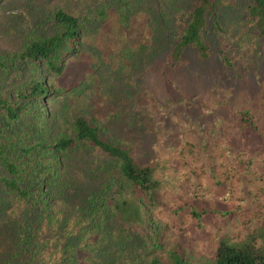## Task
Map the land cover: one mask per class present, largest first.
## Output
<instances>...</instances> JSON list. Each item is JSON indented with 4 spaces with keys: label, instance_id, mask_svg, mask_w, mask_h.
Wrapping results in <instances>:
<instances>
[{
    "label": "rangeland",
    "instance_id": "obj_1",
    "mask_svg": "<svg viewBox=\"0 0 264 264\" xmlns=\"http://www.w3.org/2000/svg\"><path fill=\"white\" fill-rule=\"evenodd\" d=\"M128 1L121 9L118 0H0L4 51L21 49L34 30L49 32L48 16L57 7L90 22L82 52L67 62L66 75L54 80L69 89L48 100L49 122L40 137L45 134L51 143L70 135L73 119L82 115L103 138L139 154L142 164L172 163L165 171L170 183L162 204L150 213L152 233L130 232L128 240L119 223L96 233L83 216L90 191L102 181L89 171L98 154L60 155L65 189L63 194L55 189L60 195L50 201L49 212L25 201L3 214L9 232L17 240L32 239L31 247L40 246L47 264L59 259L70 238L90 253L98 244L115 251L128 240L124 248L140 249L137 255L146 260L165 262L178 250L188 261L202 262L213 256L220 237L242 241L264 226V135L241 131L236 114L249 106L264 126V44L245 12L246 2L215 0L219 24L210 21L206 33L208 58L189 49L169 65V52L195 0ZM100 9L107 11L102 18ZM16 78L5 75L6 87ZM188 143L200 153L181 154ZM191 210L203 214L194 218ZM27 213L36 221L31 235L22 230Z\"/></svg>",
    "mask_w": 264,
    "mask_h": 264
},
{
    "label": "trees",
    "instance_id": "obj_2",
    "mask_svg": "<svg viewBox=\"0 0 264 264\" xmlns=\"http://www.w3.org/2000/svg\"><path fill=\"white\" fill-rule=\"evenodd\" d=\"M244 1L245 12L254 19L256 32L264 44V0ZM118 2L121 9L130 4L128 0ZM215 9V0L194 1L169 52V65L180 62L189 49L195 50L200 59L208 58L210 48L206 33L210 21L219 24ZM106 13L104 9L98 10L99 18ZM48 21L51 30L44 33L32 31L21 49H0V264H47L40 258V246L36 250L31 247L32 239L17 240L16 233L9 232L3 214L8 206L25 201L34 208H41L44 213L49 212L52 198L63 194L65 189L59 174V156L62 154H98L91 161L89 171H96L102 181L99 188L90 191L82 209L85 221L96 233L104 231L110 222L123 226L128 235L121 234L128 240L133 239L130 232L152 233L150 213L161 206L170 183L165 171L168 165L172 168L171 162L142 164L139 154L103 138L100 128L82 115L73 119L70 135H61L51 143L44 140L45 134L40 137L49 122L48 100L69 89L57 85L54 80L64 77L67 62L82 52L83 39L90 24L85 17L61 7L49 13ZM224 60L229 63L227 56ZM10 73L16 74L18 82L6 87L4 76ZM260 98L264 108V96ZM236 114L239 115L241 131L264 135V126L258 122L251 107L238 108ZM205 143H201V150H205ZM195 147V143H188L180 153L198 155L200 149L195 150ZM191 214L199 218L203 212L191 210ZM31 215L27 213L22 221L23 233L29 235L36 222ZM48 218L50 222V216ZM128 240L122 241L119 245L123 248H115V251H105L98 244L90 253L78 249L75 239L70 238L59 259L49 264H264V226L242 241L220 237L213 256L195 263L188 261L178 250H171L165 262L158 257L143 259L137 255L141 254L140 249L136 253L135 249L124 248ZM9 242L14 250L7 252ZM154 246L159 245L155 243ZM27 250L29 254L25 253ZM122 254L128 258L126 261L118 259Z\"/></svg>",
    "mask_w": 264,
    "mask_h": 264
}]
</instances>
